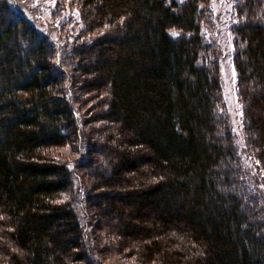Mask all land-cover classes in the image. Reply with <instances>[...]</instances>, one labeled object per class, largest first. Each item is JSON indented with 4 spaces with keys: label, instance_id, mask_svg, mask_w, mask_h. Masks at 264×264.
Returning a JSON list of instances; mask_svg holds the SVG:
<instances>
[{
    "label": "trees",
    "instance_id": "trees-1",
    "mask_svg": "<svg viewBox=\"0 0 264 264\" xmlns=\"http://www.w3.org/2000/svg\"><path fill=\"white\" fill-rule=\"evenodd\" d=\"M71 1L92 38L66 60L71 84L103 105L97 119L117 135L99 146L89 190L98 192L85 199L108 221L104 240L116 237L117 253L137 264H184L165 252L166 236L188 241V264H264V218L246 190L202 32L211 0ZM234 14L245 150L264 180V0H236ZM53 56L28 17L0 0V227L8 223L10 244L0 264H98L73 197L62 198L71 172L46 155L79 137Z\"/></svg>",
    "mask_w": 264,
    "mask_h": 264
},
{
    "label": "rangeland",
    "instance_id": "rangeland-1",
    "mask_svg": "<svg viewBox=\"0 0 264 264\" xmlns=\"http://www.w3.org/2000/svg\"><path fill=\"white\" fill-rule=\"evenodd\" d=\"M7 1L17 10L22 11L39 32L50 41L54 49L53 62L57 68L66 74L64 87L66 91L68 88L67 99L75 113L76 128L79 133L78 142L68 143L46 153L50 158L64 164L71 172V192L62 198L73 197L72 203L78 219L83 226L85 235L90 237L88 239L89 250L94 254L97 247L95 254L99 257L98 264H137V261L140 260L139 256L135 255L129 259L117 253L116 247L119 240L116 237H108L109 240L106 237V241L104 240L103 235L111 232V229H108V221L102 215H100V219H95V216H92L95 214L94 210H90L85 202L87 195L98 192L89 190L91 185L94 186L97 183L94 174L101 167L100 162L104 160L100 154L99 146L105 141L110 142L111 145L115 144L117 135H114L113 126L102 124L97 119V113L104 110L103 105H100L97 100L90 99L83 92L78 93L76 84H71L73 79L72 67L67 62H72V53L80 45L89 44L92 41L91 35L86 34L85 22L79 11V6L71 0ZM235 2L236 0H211L205 10L206 20L202 26V32L206 47L210 51L208 56L218 68L222 93L221 112L227 118L229 130L236 146L241 175L246 190L248 189L252 198L257 200L260 216L264 218V180L255 171L254 161L246 154L242 105L238 97L237 74L232 61L235 48L232 32V27L236 23ZM99 101L101 100L99 99ZM140 179L144 183L152 181L150 175L146 173ZM135 182L138 180L135 179L134 184ZM96 228H98L97 231ZM6 230L9 231L7 222L0 227V262L6 260L1 248L4 245L10 246L5 234ZM98 239L102 240L99 245L97 244ZM91 240L94 243L90 242ZM161 241L166 253L179 252L184 264H188V258L191 255L186 239L166 236ZM11 250L13 253H17L14 247ZM99 250H104L103 255H100ZM135 252L136 250L133 249V253ZM17 255L21 258L20 253ZM155 258L154 264H161L160 259Z\"/></svg>",
    "mask_w": 264,
    "mask_h": 264
}]
</instances>
